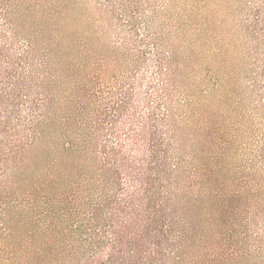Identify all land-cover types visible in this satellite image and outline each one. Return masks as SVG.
<instances>
[{"label":"rangeland","instance_id":"rangeland-1","mask_svg":"<svg viewBox=\"0 0 264 264\" xmlns=\"http://www.w3.org/2000/svg\"><path fill=\"white\" fill-rule=\"evenodd\" d=\"M155 148L182 264H264V0H0V264L106 260L102 167Z\"/></svg>","mask_w":264,"mask_h":264},{"label":"trees","instance_id":"trees-1","mask_svg":"<svg viewBox=\"0 0 264 264\" xmlns=\"http://www.w3.org/2000/svg\"><path fill=\"white\" fill-rule=\"evenodd\" d=\"M138 151L136 148L134 153ZM113 155L112 163L103 165L102 174L109 178L116 192L121 191L123 198L114 195L92 210L96 226L113 223L108 257L100 262L106 241L98 240L97 260L93 257L91 261L87 253L84 260L75 254L70 258L76 264H182L184 256L194 249L195 226L188 220L192 214L189 202L179 198L178 182L166 152L155 148L148 163L144 159L130 161L116 151ZM123 176H127L132 190L123 188ZM67 217L71 220L75 214L69 213Z\"/></svg>","mask_w":264,"mask_h":264}]
</instances>
